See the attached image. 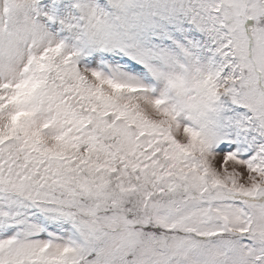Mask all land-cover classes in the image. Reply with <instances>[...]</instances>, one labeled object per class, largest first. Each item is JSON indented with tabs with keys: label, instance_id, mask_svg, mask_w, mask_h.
Here are the masks:
<instances>
[{
	"label": "snow or ice",
	"instance_id": "snow-or-ice-1",
	"mask_svg": "<svg viewBox=\"0 0 264 264\" xmlns=\"http://www.w3.org/2000/svg\"><path fill=\"white\" fill-rule=\"evenodd\" d=\"M0 264H264V0H0Z\"/></svg>",
	"mask_w": 264,
	"mask_h": 264
}]
</instances>
